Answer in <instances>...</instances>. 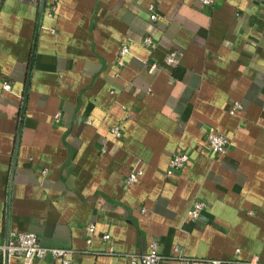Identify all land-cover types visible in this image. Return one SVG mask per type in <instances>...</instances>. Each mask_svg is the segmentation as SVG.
Masks as SVG:
<instances>
[{
	"label": "crops",
	"instance_id": "1",
	"mask_svg": "<svg viewBox=\"0 0 264 264\" xmlns=\"http://www.w3.org/2000/svg\"><path fill=\"white\" fill-rule=\"evenodd\" d=\"M39 3L0 2V264L27 231L71 264H141L153 241L159 264H264V0H46L9 187ZM177 152L187 164L165 175Z\"/></svg>",
	"mask_w": 264,
	"mask_h": 264
},
{
	"label": "built area",
	"instance_id": "2",
	"mask_svg": "<svg viewBox=\"0 0 264 264\" xmlns=\"http://www.w3.org/2000/svg\"><path fill=\"white\" fill-rule=\"evenodd\" d=\"M202 4H210L212 0H200ZM55 10V4L51 3L48 10L44 11V14L51 15ZM151 11L150 19L154 20L156 18L155 13H153V7H149ZM142 43L146 47H150L152 39L149 36H144L142 38ZM128 44H123L120 46L118 55H117V64L122 66L125 62V57L128 53ZM175 52H170L165 57L166 65H174L176 63ZM155 64L152 63L149 66V71H152L155 68ZM4 89H9V84L4 83ZM241 105L238 102H234L231 106L229 113L233 114L237 109H240ZM111 132L115 138L121 136V131L118 126L111 128ZM207 144L213 154L223 153L229 146V139L222 133L209 131L206 135ZM189 156L185 152L174 153L168 163L165 175H171L173 173L181 171L184 166L187 164ZM142 174V170L139 168L132 169L130 173L125 177L124 183L131 184L139 180V177ZM204 207V202L201 200H195L187 214L191 218H196L200 211ZM144 209H142L143 211ZM94 225L89 224L86 227V231L93 232ZM104 239L108 238V235H103ZM4 249L8 251V259H15L20 264H33L35 261L42 259L43 257L50 255L52 259H57L60 264H71L74 250L71 248L64 247H45L41 245L38 236L33 232H14L10 233L8 244L4 246ZM164 255L160 254L156 250V242L151 243V251L147 254H144L140 257L141 264H159L163 259ZM178 264H191L192 259L178 254L176 256ZM230 261L227 260H212L211 264H228Z\"/></svg>",
	"mask_w": 264,
	"mask_h": 264
},
{
	"label": "water",
	"instance_id": "3",
	"mask_svg": "<svg viewBox=\"0 0 264 264\" xmlns=\"http://www.w3.org/2000/svg\"><path fill=\"white\" fill-rule=\"evenodd\" d=\"M0 2H1V0H0ZM45 5H46V0H40L39 9H38V19H37V27H36L35 39H34V42H33V47H32V52H31V60H30L29 72H28V75H27L26 88H25V93H24L22 106H21V113H20V119H19V128H18L17 140H16V145H15L14 154H13V162H12L11 173H10V177H9V187H10V184H11V181H12L13 169H14V165H15V158H16L17 148H18V141H19V136H20L21 127H22V121H23V113H24L25 105H26L28 86H29V78H30L32 60H33L34 50H35L36 36H37V32L39 30V27L41 25L42 17H43L44 10H45ZM8 199H9V190H8ZM8 240H9V236L7 237V239L5 241V246L8 244ZM8 260H9L8 259V251H7V249H5L4 250V264H8Z\"/></svg>",
	"mask_w": 264,
	"mask_h": 264
}]
</instances>
